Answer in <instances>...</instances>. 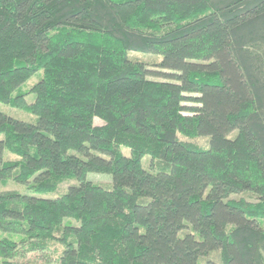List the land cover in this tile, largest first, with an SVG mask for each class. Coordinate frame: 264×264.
Listing matches in <instances>:
<instances>
[{
	"label": "trees",
	"instance_id": "obj_1",
	"mask_svg": "<svg viewBox=\"0 0 264 264\" xmlns=\"http://www.w3.org/2000/svg\"><path fill=\"white\" fill-rule=\"evenodd\" d=\"M0 103V264H264V0H0Z\"/></svg>",
	"mask_w": 264,
	"mask_h": 264
},
{
	"label": "rangeland",
	"instance_id": "obj_2",
	"mask_svg": "<svg viewBox=\"0 0 264 264\" xmlns=\"http://www.w3.org/2000/svg\"><path fill=\"white\" fill-rule=\"evenodd\" d=\"M130 56L133 58H137L138 60H142L148 63H156V65L150 64V69L152 71H154V73L151 74L150 78L152 80H157V81H173V79L167 77L166 75L168 74H176L177 72L174 70H169V69H165L162 66H158L157 64L160 63L162 61V56L160 55H155V54H147V53H143V52H131ZM39 78V75L34 76L32 79H30L27 83L26 86L31 85L32 83L36 82ZM0 111L3 112L4 114L15 118L17 120H23L26 122H30V123H35L37 120V117L35 115H32L26 111L17 109V108H13L11 106L5 105L0 103ZM95 123L97 125L102 124L101 120L99 119H95ZM236 134V132H233L229 135L230 138L234 137ZM179 137L182 140H188V141H192L194 143H196L197 145L203 147V148H208L209 146V137L208 136H200L198 138L195 139H188L182 135H179ZM94 154H99V152H93ZM69 154H78L76 151L74 150H70ZM123 154H125L126 156L130 155V150L128 148H123ZM101 155V154H99ZM107 157V156H104ZM18 156L16 154L10 153V152H5L4 153V159L5 160H13V159H17ZM150 161H151V157L150 156H145L142 160V164L143 167L145 169H149V165H150ZM88 180L94 183H108L112 181V177L111 175H107V174H96V173H90L88 175ZM77 184L76 181H68L65 182L61 189H59L60 191H63L64 189H66L68 186L70 185H75ZM26 185L23 183H16L12 180L6 182L5 184L1 185V190L2 191H6V190H18L23 194H30L28 192H26ZM32 195V194H30ZM36 197H43V198H56L58 196V193H48V194H38V195H34ZM241 195H236V197H240Z\"/></svg>",
	"mask_w": 264,
	"mask_h": 264
}]
</instances>
